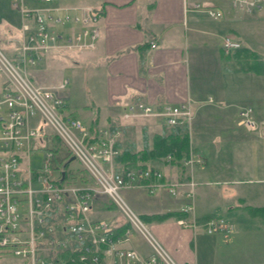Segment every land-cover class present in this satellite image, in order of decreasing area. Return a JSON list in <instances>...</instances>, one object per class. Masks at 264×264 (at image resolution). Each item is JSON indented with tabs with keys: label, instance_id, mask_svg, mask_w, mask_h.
Returning <instances> with one entry per match:
<instances>
[{
	"label": "crops",
	"instance_id": "obj_1",
	"mask_svg": "<svg viewBox=\"0 0 264 264\" xmlns=\"http://www.w3.org/2000/svg\"><path fill=\"white\" fill-rule=\"evenodd\" d=\"M55 2L101 11L93 49L50 50L28 67L31 80L48 87L65 80L61 75L67 65L75 69L76 93L62 90V115L79 118L87 127L98 116L99 129H108L110 122L118 126L117 137L121 128L132 127V138L138 140L143 127L158 132L163 125L151 118L123 119L125 105L190 104L188 147L203 164L175 165L164 157L149 166L160 169L167 179L196 182L193 211L180 218L202 222L221 217L230 230L207 234L201 227L179 225L180 218L148 222L163 247L180 264H264V72L244 71L241 61L230 57L232 51L227 54L221 47L223 36L229 34L264 58V3L244 13L233 9L229 0ZM193 3L212 6L223 16L214 20L201 11L186 10ZM7 7L18 14L11 0H0V46L12 57L21 19L18 14V30L13 29L5 16ZM3 80L0 74V92ZM85 81L89 86L83 89ZM80 89L85 98L94 99L91 106ZM244 106L252 109L253 129L239 124L238 112ZM126 190V199L139 216L180 210L186 201L182 193L172 197L162 190L145 196L149 193L142 188ZM104 197L92 199L89 218L106 220L117 233L125 221L115 219L111 212L115 207L105 208L109 200ZM123 246L142 256L151 253L136 233ZM5 259L20 263L10 255Z\"/></svg>",
	"mask_w": 264,
	"mask_h": 264
},
{
	"label": "built area",
	"instance_id": "obj_2",
	"mask_svg": "<svg viewBox=\"0 0 264 264\" xmlns=\"http://www.w3.org/2000/svg\"><path fill=\"white\" fill-rule=\"evenodd\" d=\"M233 9L250 13L264 0H229ZM20 15L17 51L12 58L0 48V74L3 84L0 97V264H180L154 235L151 228L122 199L120 190L142 188L149 194L164 190L171 196L182 193V212L193 211L194 180L167 179L158 168H119L114 163L119 150L115 145L119 130L98 129L92 134L79 118L62 115L61 94L67 79L48 87L31 80L29 66L50 50L93 49L99 37L100 9L90 6H62L55 0H11ZM205 13L220 19L222 11L200 3L186 10ZM155 44L151 43V47ZM225 53L240 47L229 34L222 38ZM189 103L163 104L159 107L134 102L125 105V120L154 118L167 126L188 125L192 119ZM239 124L253 129L252 109L238 112ZM58 141H56V140ZM64 149V156L61 150ZM74 157L93 179L92 185L61 181L62 163ZM32 157L37 159L32 162ZM166 160L172 159L167 155ZM184 165L203 164L191 152ZM182 190V192H181ZM108 196L129 226L120 234L99 219L91 220L88 212L97 195ZM60 214L55 224L48 221L53 208ZM183 227H201L203 233L229 231L221 217L202 222L181 218ZM149 245L151 253L142 256L126 248L133 233ZM75 251L69 259L59 252ZM55 259L49 257L54 255ZM13 256L20 263L2 261Z\"/></svg>",
	"mask_w": 264,
	"mask_h": 264
},
{
	"label": "trees",
	"instance_id": "obj_3",
	"mask_svg": "<svg viewBox=\"0 0 264 264\" xmlns=\"http://www.w3.org/2000/svg\"><path fill=\"white\" fill-rule=\"evenodd\" d=\"M230 57H236L241 61V65L244 71H249L255 69L254 71L264 72V58L262 56L257 55L256 52L252 51L248 47H241L235 49L230 53ZM92 134H95L98 129V116H94L90 120V124L88 125ZM162 130L158 132H150L147 127H143L141 129V135L138 140L132 138L131 128L125 126L120 129L121 136L117 137L115 140V145L119 150L118 154L115 156L114 163L118 165L119 168L128 166V167H149L150 163L158 162L162 160L166 155H171L173 157L172 163L175 165H180L181 159H184L188 156L189 149V135L188 134V126L187 125H173L167 126L163 124ZM114 123L110 122L108 125V129L110 131H114L117 129ZM56 140V139H55ZM58 141V140H56ZM69 159V158H68ZM63 165L65 176L62 181H66L68 179H78L83 184H87L92 181L91 177L88 176L85 170H75L69 171V162L68 160ZM115 206L111 201H107L105 204V208L112 209ZM255 210H260V208H256ZM58 209L55 207L50 211L48 216V221L50 223L55 224L60 214H58ZM186 214L179 210L168 211L162 214H150V215H140L141 220L144 223H148L150 221H163L166 219H178L180 217H185ZM127 223L121 227V229L117 232L121 233L126 227ZM6 252L4 250H0V253ZM75 251H73L72 247L67 250H62L59 252L60 257L63 259H69L70 256L74 255ZM50 258L55 259L54 255H49ZM66 264H71L66 260Z\"/></svg>",
	"mask_w": 264,
	"mask_h": 264
},
{
	"label": "rangeland",
	"instance_id": "obj_4",
	"mask_svg": "<svg viewBox=\"0 0 264 264\" xmlns=\"http://www.w3.org/2000/svg\"><path fill=\"white\" fill-rule=\"evenodd\" d=\"M58 1L60 2V0H58ZM86 2L93 4L92 2H94V0H86ZM5 16H6V19H8V23L13 26V29H16L17 22H18V19H17L18 18V14L14 10L10 9L9 7H7L6 10H5ZM16 30H18V29H16ZM73 71H75V69L72 70L70 68V66L67 65V67L62 69V75H61L62 77L61 78L62 79H64V78L66 79L67 78L68 79V84L66 86V89H73L74 93H76V91L74 90V89H76V88H74V78H72L73 77ZM82 83H83V86H82L83 89H86L89 86L88 81H85V82H82ZM81 91L83 92V97H84L85 92L83 90H81ZM83 100H84V102L86 104H90V106H91V100L92 99L90 97L86 96V98L84 97ZM141 119H143V118H141ZM151 119H153V118H151ZM153 120H158V119H153ZM158 121H157L156 124H158ZM64 151L65 150L62 149L61 152H60L62 156H64L63 155ZM36 161H37V159L35 157H32V162L36 163ZM69 165H70L69 166V171L82 170V168H81L82 166L79 164L78 160H73L71 163H69ZM70 182H72V183H74L76 185H79V184L81 185V183H82L77 178L76 179H70ZM92 184H93V180L87 183V185H92ZM208 187H215V186L211 185V186H208ZM125 191H127V190L126 189L120 190V195H121L122 199H124V201L131 207L132 211H134L136 214H138V212H139V211H137L138 209L136 207L132 206V204H130L129 201L126 199V196H125V193H124ZM130 191H131V193H134V192H132L133 190H130ZM134 194H136V193H134ZM146 195L148 196L150 194H145V196ZM104 198L108 199L107 197H104ZM111 212H113V214L115 216V219H117V221H120V220L121 221L122 220L126 221L124 215L121 212H119V210L117 208H116V211H111ZM114 221H116V220H114ZM136 234H137V236H139V234L137 232H136ZM139 238H141L143 240V238L141 236H139ZM5 260H6L5 257H3L2 261H5Z\"/></svg>",
	"mask_w": 264,
	"mask_h": 264
},
{
	"label": "water",
	"instance_id": "obj_5",
	"mask_svg": "<svg viewBox=\"0 0 264 264\" xmlns=\"http://www.w3.org/2000/svg\"><path fill=\"white\" fill-rule=\"evenodd\" d=\"M72 160H74V157H71L70 159H69V161H72ZM64 175V172H62V176Z\"/></svg>",
	"mask_w": 264,
	"mask_h": 264
}]
</instances>
